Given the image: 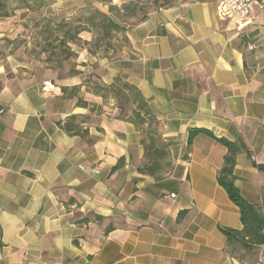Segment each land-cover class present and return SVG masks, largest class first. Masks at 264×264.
<instances>
[{"label":"crops","instance_id":"1","mask_svg":"<svg viewBox=\"0 0 264 264\" xmlns=\"http://www.w3.org/2000/svg\"><path fill=\"white\" fill-rule=\"evenodd\" d=\"M221 1L149 13L102 67L105 84L135 86L160 122L170 165L159 178L137 172L142 137L113 102L92 96L71 112L0 68V264H257L260 246L229 254L219 230L243 228L217 183L226 148L205 136L188 145L190 128L240 138L250 155L238 154L234 184L264 217V9L229 20ZM72 114L90 117L87 133L62 129Z\"/></svg>","mask_w":264,"mask_h":264},{"label":"rangeland","instance_id":"2","mask_svg":"<svg viewBox=\"0 0 264 264\" xmlns=\"http://www.w3.org/2000/svg\"><path fill=\"white\" fill-rule=\"evenodd\" d=\"M196 1L204 0H0V68L9 80L39 83L41 89L48 83L50 95L69 104L71 112L86 108L92 96L118 109L105 90L114 79L103 82V65L121 56L129 31L149 13ZM101 14L120 27L109 39H102L96 26ZM70 35L75 40L68 42ZM124 108L131 116V106ZM66 122L87 133L90 117L72 114Z\"/></svg>","mask_w":264,"mask_h":264},{"label":"trees","instance_id":"3","mask_svg":"<svg viewBox=\"0 0 264 264\" xmlns=\"http://www.w3.org/2000/svg\"><path fill=\"white\" fill-rule=\"evenodd\" d=\"M96 26L99 28V34L102 39H109L120 28L110 17L103 14L100 15V21ZM73 40H75V36L70 35L68 42ZM105 90L111 92L119 104L117 107L120 113L117 119L131 122L142 137L141 145L144 148V159L137 168V172L142 175L159 178L164 173V168L170 165L167 161L170 147L162 140L160 122L151 112L145 98L135 86L124 82L120 78H115L113 83L105 87ZM125 104L131 106V116L128 113L125 116ZM75 119L76 116L71 117V121ZM80 121L84 123L83 118ZM58 125L60 126V123ZM61 127L66 133H77V131H74L75 129L72 127L71 122H66ZM187 133L188 145L196 137L205 136L224 146L227 150L217 173V183L225 190L229 200L239 210L240 221L243 226L240 231L219 227V230L226 237L227 252L234 254L238 249L250 250L263 245L264 217L262 207L246 201L234 184V167L238 154L245 152L247 156L250 155L242 140L239 138L235 141H229L225 138H216L210 131L203 128H190ZM144 134L148 135V142H146ZM123 165L124 160L120 159L113 167V171ZM256 167L264 172V166L259 165ZM183 214L184 212L180 213L179 217H182Z\"/></svg>","mask_w":264,"mask_h":264},{"label":"built area","instance_id":"4","mask_svg":"<svg viewBox=\"0 0 264 264\" xmlns=\"http://www.w3.org/2000/svg\"><path fill=\"white\" fill-rule=\"evenodd\" d=\"M253 9L263 10L264 0H222L218 5V15L229 20H243L249 16ZM52 89V86L45 83L42 92L50 95ZM3 113L4 110L1 109L0 115ZM94 173L97 174L98 170H94ZM169 197L174 198V195H170ZM165 198L168 197L165 196ZM257 264H264V244L260 245V254Z\"/></svg>","mask_w":264,"mask_h":264}]
</instances>
